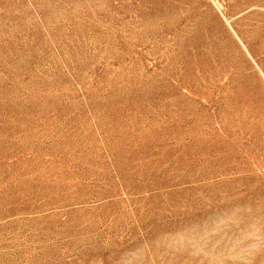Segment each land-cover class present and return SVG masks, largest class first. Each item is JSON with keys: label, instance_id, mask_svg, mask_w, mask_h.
Segmentation results:
<instances>
[{"label": "rangeland", "instance_id": "obj_1", "mask_svg": "<svg viewBox=\"0 0 264 264\" xmlns=\"http://www.w3.org/2000/svg\"><path fill=\"white\" fill-rule=\"evenodd\" d=\"M0 264H264V0H0Z\"/></svg>", "mask_w": 264, "mask_h": 264}]
</instances>
